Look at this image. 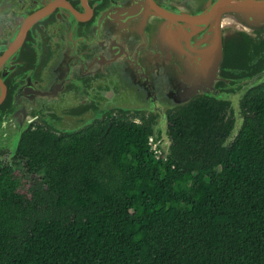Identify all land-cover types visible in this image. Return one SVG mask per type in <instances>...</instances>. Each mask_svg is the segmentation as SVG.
Here are the masks:
<instances>
[{
    "label": "trees",
    "instance_id": "1",
    "mask_svg": "<svg viewBox=\"0 0 264 264\" xmlns=\"http://www.w3.org/2000/svg\"><path fill=\"white\" fill-rule=\"evenodd\" d=\"M227 113L198 98L169 114L167 157L142 116L32 125L0 168V264H264V85L226 143Z\"/></svg>",
    "mask_w": 264,
    "mask_h": 264
},
{
    "label": "water",
    "instance_id": "2",
    "mask_svg": "<svg viewBox=\"0 0 264 264\" xmlns=\"http://www.w3.org/2000/svg\"><path fill=\"white\" fill-rule=\"evenodd\" d=\"M264 85V0H0V168L38 124L56 135L105 117L149 120L170 155L169 114L242 102Z\"/></svg>",
    "mask_w": 264,
    "mask_h": 264
},
{
    "label": "flooded vegetation",
    "instance_id": "3",
    "mask_svg": "<svg viewBox=\"0 0 264 264\" xmlns=\"http://www.w3.org/2000/svg\"><path fill=\"white\" fill-rule=\"evenodd\" d=\"M232 115H233V113H231V112H230V113H227V116H228V117H230V116H232ZM32 125H34V124H32ZM32 125H31V126H32ZM31 126H30V127H31ZM30 127H29V128H30ZM43 128H44V127H43ZM156 153L159 155V154H161L162 152H156ZM162 154H163V153H162Z\"/></svg>",
    "mask_w": 264,
    "mask_h": 264
},
{
    "label": "rangeland",
    "instance_id": "4",
    "mask_svg": "<svg viewBox=\"0 0 264 264\" xmlns=\"http://www.w3.org/2000/svg\"><path fill=\"white\" fill-rule=\"evenodd\" d=\"M152 148L155 150V145L154 144H152ZM157 152V151H156Z\"/></svg>",
    "mask_w": 264,
    "mask_h": 264
}]
</instances>
